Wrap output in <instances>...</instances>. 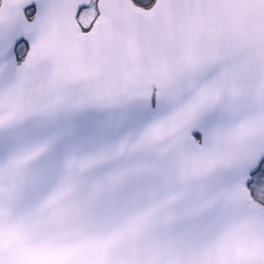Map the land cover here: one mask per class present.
<instances>
[{"label": "snow or ice", "instance_id": "6c2138e0", "mask_svg": "<svg viewBox=\"0 0 264 264\" xmlns=\"http://www.w3.org/2000/svg\"><path fill=\"white\" fill-rule=\"evenodd\" d=\"M0 264H264V0H0Z\"/></svg>", "mask_w": 264, "mask_h": 264}]
</instances>
